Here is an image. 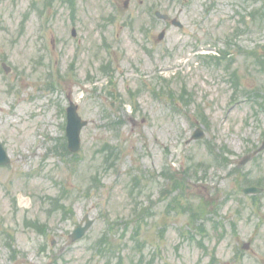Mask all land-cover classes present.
Returning a JSON list of instances; mask_svg holds the SVG:
<instances>
[{
  "label": "rangeland",
  "instance_id": "obj_1",
  "mask_svg": "<svg viewBox=\"0 0 264 264\" xmlns=\"http://www.w3.org/2000/svg\"><path fill=\"white\" fill-rule=\"evenodd\" d=\"M126 1L0 0V67L13 68L0 69L12 159L0 168V264H264V191L256 203L242 191L264 188V0ZM69 96L89 121L77 156L64 150ZM198 126L205 137L186 142ZM107 144L121 148L113 170ZM165 170L187 210L168 207ZM85 215L93 225L73 241Z\"/></svg>",
  "mask_w": 264,
  "mask_h": 264
},
{
  "label": "water",
  "instance_id": "obj_2",
  "mask_svg": "<svg viewBox=\"0 0 264 264\" xmlns=\"http://www.w3.org/2000/svg\"><path fill=\"white\" fill-rule=\"evenodd\" d=\"M76 106H73L69 109V126H68V136H69V147L72 151L78 152L81 148V140H80V131L81 128L87 124L86 121H82L79 115L76 112ZM10 162V159L7 157L3 147L0 144V164L2 163H8ZM247 192L251 191H257L256 188H248L246 189ZM87 223L85 226L79 225L72 237L74 240L81 238L86 231L89 229V227L92 225L93 221L89 220L88 217H86Z\"/></svg>",
  "mask_w": 264,
  "mask_h": 264
}]
</instances>
